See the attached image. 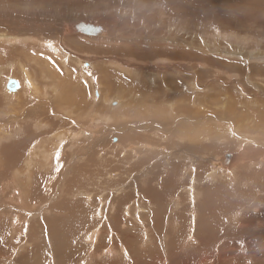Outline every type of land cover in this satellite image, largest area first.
Segmentation results:
<instances>
[{
	"label": "rangeland",
	"instance_id": "obj_1",
	"mask_svg": "<svg viewBox=\"0 0 264 264\" xmlns=\"http://www.w3.org/2000/svg\"><path fill=\"white\" fill-rule=\"evenodd\" d=\"M108 1H111V3ZM132 1H134V0H0V6H3V7H7L10 3H13L11 7H16L17 5H21L24 2V3H31L30 4L31 6L36 7L37 10H39L38 12L36 11V12H32L30 14L29 13L26 14L23 12L17 13L18 14L17 16L20 15L19 17L15 16L14 15L15 13L9 14V16H7L5 14L6 12L3 13L2 11H0V31L3 30L6 33V30L8 32V30H12V28L15 26H16V28H18V26L21 25L22 22H26L29 18H30V21H28L29 22L28 24H30V26H36V25H40V24H42V25L51 24V25H57L56 26L57 28H59L63 23H65L67 25L68 24L74 25V23L78 21L77 18L78 19L82 18V20L84 19L83 22L89 21V23H92V24H98L100 22L99 25L101 24L102 26L107 28L108 31L110 30L109 29L110 26L114 27L115 30L117 28L116 31L113 30L114 34H115L116 32L124 31V28L122 29V27H124L123 21L122 22L120 20L118 21L117 20L118 18H115V17H118L117 16L118 14L120 15V11L118 13H116L113 11L112 8H109V12H108L107 9L104 10V9H102V7L105 5H108L107 3H109L112 6H113V4H116V5L119 4V6L122 5L123 7H125V6L134 7V5L137 3V1L143 3V0H141V1L135 0L136 3L135 2L132 3ZM145 1L149 2V4L146 3V5H148V6L151 4H157V3H158V5H161L165 9V10H163V12H165L166 15H168L166 17L167 20L169 19L168 21L169 22L171 21L170 23H174V25L176 26V27H174V25H171V26H173L172 31H169L171 29H168V28H167L168 31H167V29L162 28V30L163 29L164 30L161 32V31H158L159 30L158 29L157 30L159 33L158 35H160L162 37L160 39L158 37H156L157 42L154 43V44H157V46L159 48L165 47V49H169V47H170L174 51V52H171V56H170V52H166L163 57L167 58V59H172V60L176 59V61L167 62L168 61L167 59H165L166 60L165 62H162L164 60L161 61V63L164 65V67L165 66L167 67L166 72H168V71L170 72V70H171V72L170 73L169 72L168 73H166V72L165 73H158L155 75V73H152V71H150V70H146L147 72L141 71L142 74H144V75L149 73V71H150V73H152V74H147V76H150L151 78H152V75H153V77H156V78L159 77V79L154 80L152 85L149 84V83H151L149 81L150 79L148 80L147 77H145L143 75L134 76L130 79V81H128V83L133 86V88L129 87L132 90L129 98L135 97L136 100H139L138 97H140V100H143V98H144L143 94L147 93L148 94L147 96H149L150 98L153 97L151 99H153L154 101L157 99L158 102L156 104V107L155 108L151 107L152 104L150 103L149 104L150 108L148 107L149 109L140 108L138 110L136 109V111H134L135 110L134 109L132 111V114H130L128 117H124L122 121L117 120V119L114 121L113 119H110L111 124H109V127L111 125H113V128H115L116 130L112 128L114 131L112 133L110 131V135L108 133V136H109V137H107L108 140L106 139V137H103L102 141L104 144H102V141L100 140V141L94 143L95 145L93 144V146H90L93 150L90 148L88 153L85 154L86 156L85 157L83 156V159L81 160V162H79L75 166L74 169H72V167H74V165L69 164V162H68V160H69L68 158L71 155V151H73V150H70V147L72 145L69 144L70 139L68 140V137L64 138L63 141L60 142V145L58 144V146L54 143V141L56 140L55 137H53V139H52V137H46V136L40 137V138L34 137L36 140L33 138L34 141H33V139L28 141V144H29V142H33V144H34V142L37 141L38 148L42 145L44 147L46 146L45 148L50 150V155H51L50 159L52 161V164L50 163L51 166H49V168L47 167V164L49 163L50 159L47 161V163H44V161L41 159V157L43 156L42 153L44 152L43 148L40 150V152L36 151V153H37V155L35 153L36 157L33 156V158H32L34 166L32 165L30 168H27L25 163H26V160L30 158L29 150H30L31 145H29V147L22 146L24 148L19 152L16 149V147H13V152L9 149V147L11 145H17L19 142H23L24 139H27V137H25L24 133L18 134L20 136H18V135L14 136L12 139H8V140L1 143V145H0V212L5 211L4 212L5 217L3 218L0 215L2 217V218L0 217V219H1L0 220V229H1L0 230V240H2V241H0V244L2 242L1 245L3 246L2 247L0 245V264H2V263L3 264H134L133 263L134 262V255L131 259L127 258L126 255L123 258V257L118 256L117 254L113 253V251H111L112 249L110 246L109 247L106 246V245H108V243H107L108 237L106 236L107 235L106 232L103 231L104 229H102L101 236L104 237L105 243L102 245L101 248H99V249L97 248V250H96V247L94 248L93 255L91 256L92 261L90 262V258H89L90 252L88 250L89 246H88V244H86V238H87L89 232L90 233L93 232V228L96 226L97 222L99 221V220H97L98 217H97L96 213L98 212L99 209L102 208V206L105 204V202H107L106 200H108L107 203H109V201H111L110 202L111 206L115 205V202L119 196H115L114 194L111 195V193L116 191V189L119 190V188L122 187V185H121L122 183H123V185H129V183L131 184L134 177H137V179L139 178V180H140V178H142L144 176L143 172H145V171L146 172L148 171L147 173L149 174L148 176H146V178H152L151 174H153V173H155L156 177H158L157 179H159V180H155V182L158 184H156L155 182L153 184V185H155L154 186L155 190H148L149 188L147 186L140 184V182H143L146 180V179L144 180V178H143V180H141L140 182H138V180H136V179L134 180V181H137V189H136V187H131V192L133 193L135 198L137 197L136 199L138 200V202L140 204L142 203L143 206L146 207L147 211H148V209H150L149 206L146 205L147 201H149L150 204L152 205V207H151L152 212L155 211V206H156V208H160L161 211H165L164 216H166V218L159 217L158 220H155V217L154 216L152 217L151 212H150V214H147V213L144 214V212L139 214L140 216L144 214L145 219H142L137 214L135 215V217H134L135 223L132 224V227L134 228V230L138 236V237H136V240H139V237L141 235L140 233L143 232V229H145L149 233V235L152 239V241L150 243V241L145 236L146 242L150 243L149 244L150 247L147 249H141L140 251L135 253L137 255V261L139 262V264H264V235H263L264 230L255 227L257 225H259V226L263 225L264 226V202H263L264 196H262V194H261V193H263V195H264V189H263L264 188V164L260 163V161L263 158V154H264V151H263L264 150V139L261 140V144L255 143V145H254V140L255 139L259 140L258 135L260 137L264 138V118H263L264 116H261L260 115L261 113L256 114L257 112H261V111L264 112V80L262 79L264 74L263 73L260 74L262 71H264L263 70L264 68L262 67V66H264V63H258V65L256 63L255 65H251L252 67L246 63L247 67L245 68V65H244L245 61H243V59L237 57L238 58L237 62H240V63L239 64L237 63V66H236V64H233L234 67L239 68L234 81L237 80L236 78H239V81H237V82L240 83L241 87H239L240 85L238 84V85H236L237 87H235V89H233L234 86H232L231 84L234 83V81H228V79H226L227 77H225L224 74H222V72L225 73L227 71H223V69H221V71L218 70L216 72L215 70L208 68V67H207V70H205V71H204V69H201V71H197V68L195 67L196 63H194V62H196V60H197L196 58H198L197 56L203 57V55L199 52H198V54H199L198 55L196 51L194 52V49L192 52L191 47L187 45L188 43H189V45L195 43V41L191 42L192 41L191 39L193 37L196 41H197L198 37L199 38L202 37L204 40L208 39L207 41H210L211 43L217 42L216 46H219L220 49L222 48L221 49L222 51H223V49L225 50V49L239 48L240 47V48H242V50L246 49L245 51H250L252 48V50L257 49L259 51L264 52V0H224V1L223 0H154V1L153 0H145ZM34 4H36V6ZM81 6H83V8ZM39 7H40V9H38ZM154 7H155V5H154ZM156 7L154 8L155 11L158 8V7L157 8ZM0 8H2V7H0ZM46 9H48V11L50 9H51L50 11H57L58 10L61 12V14H56L54 16H52V15L46 16L45 14H43V12ZM100 9H102V10H100ZM82 10H84V13ZM97 11H99V12H97ZM140 11H141L140 13H142V14L143 13L144 14L146 13V15L149 14L148 18L153 17L154 19L151 18L150 19L151 21L155 20V16H156L155 11H153L155 13H153V12L151 13L152 15H150L149 12L147 13L145 11V9H142V10L140 9ZM34 13H35V15H34ZM70 13H71V15H70ZM75 13L76 14L78 13V14L76 15ZM21 14H22V16H21ZM31 14H33L34 16L32 15L33 17H31ZM36 14H38V15H36ZM46 14H48V13H46ZM114 14H115V16H112ZM36 16H38V17H36ZM50 16L52 17V19ZM107 17H108V19L109 18L110 19L105 20V18H107ZM18 18H21V19H18ZM99 18H104V19H99ZM16 19H18V20H16ZM123 19L128 20V17L125 16ZM1 20H2V22H1ZM115 20H117L116 21L117 23H115ZM9 21L13 23L12 24L13 27L11 26ZM13 21H16V23H18V24H14ZM180 21H182V22H180ZM102 22H103V24H102ZM183 22H184V24H183ZM186 23H188V27H187ZM117 24H118V26H117ZM181 25H183V27ZM9 26H11L12 28ZM130 26H132V25H130ZM130 26L127 28L129 30L121 33L122 35L127 33V34H125L126 37L123 39L124 41L122 39H120L123 42H125L126 39L128 40L130 38L135 37L134 36L135 34L131 33L133 30H131L132 27H130ZM112 27H111V30H112ZM120 27H121V29H120ZM184 27L185 28L187 27L188 29H190V32L188 31L189 35H185L188 32L182 34L179 31V29H177V28L183 29ZM175 28L183 36H185L184 38L181 37L179 39V42H178L177 38H174L172 40V37H171L172 33H174V37H175V34H177V31ZM187 28H186V30H187ZM197 28H200V29H198L199 31L197 30ZM184 29H183V31L185 32L186 30H184ZM195 29L197 30V33H196ZM200 31H203V32H200ZM220 31H221V35H223V34H224V36L226 35L225 36L226 39H221V38L217 37L214 40L213 38H214V36H216L215 33L220 34ZM193 32H195V34H193ZM0 33H3V32L1 31ZM22 33L23 32H21L19 34L23 35ZM164 33L168 37L164 38V36H165ZM128 34L129 35L131 34L130 37ZM246 34L248 35L247 37H245ZM48 36L50 37L51 41L56 40V38L59 39L58 35L54 32ZM253 36H255L257 38H254ZM52 37H54L55 39ZM67 37L73 39V40L71 39L70 42L71 43L74 42L73 43L74 47H80L81 46L80 48H82V49H91V53L95 54V56L97 58H99V56L102 57L99 59L93 58L95 60L94 61L95 63L100 64L102 61L105 62L104 60L106 57H112V56H116L118 58L124 57V55H123L124 53H120V52H116L114 54H106L107 51L105 49H102V48L101 49L96 48V51H99V52L94 53L95 52L93 50L94 46H92V44L89 43V41H87L86 39L84 40L83 38H81L79 36L78 37L67 36ZM67 37H65V38H67ZM250 37H252V38H250ZM65 38L62 37L63 40H65ZM169 39H171V40H169ZM250 39H251L252 43H254L256 45L250 43ZM254 39H256V40L254 41ZM230 40L233 42H231ZM163 41H166V42L164 43ZM198 41H200V40L198 39ZM229 41L231 43H230V45H227V44H229ZM245 41H247V42H245ZM120 44H122V43H120ZM175 44H176V46H175ZM234 44L237 47H235ZM258 44H259V46H258ZM220 45H221V47H220ZM232 45H233V47H232ZM59 47L65 48V46L63 47L62 45ZM254 48H256V49H254ZM100 52H102V53H100ZM173 53L178 54L182 57L175 58L173 56L174 55ZM84 54H86V53H84ZM157 54H158V52H157ZM208 54H210V53H208ZM214 54H219V53L216 52ZM86 55L88 57H91L90 53H88V52ZM210 56H213V54L211 53ZM193 58H195V59H193ZM84 63H85L84 64L85 67H82V69H84V68L86 69V67L88 68L89 65L87 66L85 61H84ZM167 63H169V65ZM174 63H176V64H174ZM183 63H185V64H183ZM151 65H153V66H151ZM150 66L149 67L151 70L154 69L153 67H157V66H154V64H150ZM249 66H250V68H249ZM256 66H258V67H256ZM173 68H177L178 71L176 72V69H173ZM248 69H249V71L251 69V73H249V71H246ZM111 70L113 71V69H111ZM189 70H191V71H189ZM210 70H212V71L210 72ZM252 70H255V72L259 71L260 73L257 75H254V74H252ZM85 71L89 72V74L86 78L92 81V83H90V90L92 91V89H98V86H101V88H102V81L100 79V76L94 75V73H95V72H93L94 69H91V70L89 69V70H85ZM212 72L215 75L212 74ZM171 73H173L174 76ZM200 73H204V74H200ZM244 73H246L247 77H246V75H244ZM167 74H169V75H167ZM78 75H79V73H78ZM108 75H109V78L112 79L113 81L118 80L119 74L115 73V71H114V74L110 72ZM120 75L126 77L124 74H120ZM217 75H219V77ZM167 76L169 77L168 79L173 81V83L175 85L174 90H171V87L166 86L165 83H163L161 81H160L159 85H157V87H156V83L158 82V80H162V79L166 78ZM249 76H250V78H251L250 80H252V82L248 81V83H250L251 85H249L247 83ZM137 77H140V78H137ZM192 77H193L194 81L196 82L195 83L196 85H198V86H204L205 85V86L203 88H201L200 90L196 89V88H194V89L188 88V84H186L185 81L187 82V80H192ZM209 78L212 80H209ZM223 80L226 81V83H225L226 86H225ZM199 81L201 82V84ZM212 81L213 82L215 81V82L213 83ZM220 84H222V85H220ZM245 85H248L249 87L247 86L245 88ZM243 86H244V88H243ZM158 87H160V90L157 89ZM250 87L254 91L256 90L254 92L255 94L253 93V90ZM218 88L220 90V93H219ZM236 88L237 89L240 88L239 89L240 91L237 92L238 90ZM260 88H261V90H260ZM234 90L235 91L237 90V91L235 92ZM243 90H245V92ZM148 91H149V93H148ZM240 92H242V93H240ZM205 93H206V95H205ZM244 93H245V96H244ZM219 94L221 96H219ZM215 95H216V98L211 97V96H215ZM205 96H207V97H205ZM251 97H253L254 99ZM159 100H161V103H159L160 102ZM2 103H3V101H2ZM160 106H161V109H160ZM228 107L232 108V110L230 111V109ZM67 108H70V107H67ZM174 111L176 113H178L179 115L181 112L182 118L179 115H176V113H174ZM214 111L215 112L218 111L217 113L219 116ZM248 111H249V113H248ZM158 112H159V114H158ZM1 113H3V112H1ZM166 113H168L169 115ZM221 113H223V114H221ZM57 114L60 115V112H58ZM164 114L166 116H163ZM233 114H234V116H233ZM159 115H161L162 118ZM167 115L169 117H167ZM210 116H215V118H217V117L223 118V120L222 121L216 120V122L212 123V121L209 119ZM236 116H237V118H236ZM247 116H249V117H247ZM117 117H120V115L115 116V118H117ZM159 117L161 119H164V117H165V119H164L165 121L164 122L161 121V119ZM166 117H167V119H166ZM257 117H258V119H255ZM172 118H174V119H172ZM175 118H176V120H178L177 122H176ZM246 118H247V120H246ZM50 119L52 120V118H50ZM147 119H149V120H147ZM250 119H251V121H249ZM56 120L57 121H54V120L53 121L56 123L55 125H57V128H59L60 126L61 127L63 126L62 128L64 130H66L68 128L66 132H72L74 127H75L74 130L77 131L78 126L81 127L84 124L88 123L87 122L88 120H75V126H74V121H73V124L71 125L69 123V121H68L69 119L67 117L63 119L66 121L65 123L67 125L65 123H63V120H60V119L59 120L56 119ZM166 120L167 121L168 120L169 121L175 120L174 121L175 123H171V121H170L171 124H169V122H166ZM244 120H246V121H244ZM242 121H244V122H242ZM247 121H248V123H247ZM4 122H8V124L7 123L4 124L6 126L5 127L6 132L14 131L13 130V128L15 127L14 123L11 125V123H9L10 120L9 121L6 120ZM116 122H118V123L114 124ZM165 122L168 123V125ZM252 122H253V124H252ZM2 123L3 122H0V125H2ZM94 123H95V125H100L101 127L104 126V124L102 122L100 123L99 121L94 122ZM227 123H230L233 126H238L240 129H243L245 127L242 130L243 134L237 135V134L233 133L230 129L231 127H229L227 129L226 125H224ZM139 124H141V125H139ZM164 124H166V125H164ZM221 124L224 126L225 129L223 127H221L222 126ZM244 124H245V126H243ZM261 124H262V126H260ZM131 125H132V128H130ZM249 125H250V127H249ZM61 127H60V129H57L59 131L58 133H60L63 130ZM120 127H122V128H120ZM153 127H155L157 131L154 130L155 128L153 129ZM218 127L220 129H218ZM246 127H248V128L246 129ZM71 128H72V130H71ZM123 128H126L127 132ZM212 128H214V129L217 128L219 130V132L222 134L221 135L222 137L221 136H218V137H221L222 139L215 138V136L211 134V135H209V137H211L210 143H211V145L213 144V146H219L220 145L218 148L221 147V151L219 153H217L216 155L215 154H209V156H207V157H209L208 159L201 158L200 160H198V163H195V164H189V161H187L188 164L184 163L186 158H187L186 155L185 154L184 155L179 154L177 151L179 148L189 150L188 147H191L193 145L189 144V146L187 147L188 144L184 140H181V141L179 140V142L176 141V140H178L177 136L179 134H182L181 132L185 133L187 131V132L192 133L191 131H193V133H194L195 131L200 132V131H203L205 129L212 130ZM121 129H123V130H121ZM214 129L212 131H214ZM222 129H223V131L225 130L224 131L225 134H224V132L223 133L221 132ZM255 129L260 130L259 132L261 134L259 132H256L258 138L256 137ZM119 130L122 132H120ZM177 130H179L178 131L179 133L177 132V135H176ZM250 132H252V133H250ZM124 133L126 135H132L134 137L125 138V137H123ZM125 134H124V136H125ZM249 134H251V135L249 136ZM113 135L115 137L117 136L116 138L119 140L117 142L118 144L114 143L115 138ZM141 136L142 137H151L150 138L151 142L156 143V144H150V145L142 144V145H140L138 141L142 140V138L140 140H137V139L135 140L134 138H138V137L140 138ZM253 136L255 139H253ZM180 137H185V136H180ZM248 137H252V138H248ZM234 138H235V141H234ZM231 139H233L232 140L233 142L231 141ZM79 140H81V141H79ZM227 140H228V142H225ZM252 140H253V142H252ZM76 141H79L78 143H82V144L84 143V140L82 138H79ZM236 141L239 145H237ZM56 142H57V140H56ZM179 144L184 145L185 147H179L180 146ZM227 144H230V145L227 146ZM233 144H235L236 147H238V146H240V147L235 148V145H233ZM51 145L53 146V149L51 148ZM138 145H140V146H138ZM151 145L152 146L154 145L153 148L151 147ZM155 145H156V147H155ZM200 145H203V144L201 143ZM221 145L225 146V147L223 146L224 149L222 148ZM206 146H210V144H208ZM230 146H231V148H230ZM55 148H57L59 151L57 152L55 150ZM113 148H115V149L113 150ZM145 148H147V149L145 150ZM164 148L166 150H164ZM250 148H252V150ZM122 149L125 150V152H123ZM230 149H231V151H230ZM147 150L150 154V157H149L148 153L144 152ZM254 150H257V151H254ZM258 150H260V151H258ZM94 151H96V153H94ZM98 151L101 153H99ZM126 151H128V152H126ZM142 151L144 154L141 153ZM169 152H170V154H169ZM186 152L190 153L188 151H186ZM246 153L247 154L249 153L247 157L245 156ZM78 154H79V152H78ZM78 154L77 155L75 154V155L78 156ZM100 154H101V156H100ZM129 154H130V156H129ZM141 154H143L144 157H148L147 158L148 161L146 163H144L143 166H141V168L139 166L132 168L131 167L132 164L136 163V158L138 159ZM147 154H148V156H147ZM151 154L153 156H151ZM226 154L231 155L230 167H234V168L236 167V169L238 167V169L235 170L236 176H235V174H233V179L235 178L233 181L236 180L235 182H232V180L224 177V175H222V172H219V171L217 172L215 177H212L214 174H212V176L209 177V174L211 173L210 171L212 169V164L217 165V163H218L217 158L220 159L221 157L225 156ZM238 154H241V156ZM243 154H244V157H243ZM88 155L94 156V158H95L94 164L85 167V169H82V168H84L83 165L86 164L85 162H86L87 157H89ZM182 155H183V158H182ZM235 155H236V157H238L237 159L235 158ZM79 156H80V154H79ZM216 156H217V158H216ZM239 156H240V160H239ZM257 156H258V158H257ZM251 157H252V159H251ZM179 158L183 159V161L180 160ZM108 160L111 162H109ZM165 160H168V161L172 162L171 164H176V165H177V163H175V162H178V165H182L184 167V169H182L183 167L181 166L182 170L179 169V172L176 173L174 167L172 168V165H171V168L169 165L165 167V164H163V162ZM174 160H176V161H174ZM180 161H182V162H180ZM246 162L248 165L245 164ZM150 163H152L151 166H150ZM181 163H183V164H181ZM235 163H237V164H235ZM238 163H240V164H238ZM44 165H45V167H44ZM199 165H200V167H199ZM244 165H246V167ZM129 166L132 168L133 171L138 170V172H140V173L135 174L133 176L131 175L132 177L131 176L127 177V174L125 173V171H128L127 169L130 168ZM145 167L148 169L146 170ZM241 167H242V170H241ZM255 167H257L258 169ZM111 168H112V170H111ZM166 168L167 169L169 168V170H167ZM186 168H187V170H186ZM246 168L247 169L249 168L248 169L249 172L252 171L253 177L251 176V179H250V176H248L249 179L244 178L241 180L242 176H244V175L247 176L246 175L247 173L251 175V173H249ZM80 169H82V170H80ZM142 169H144V170L142 171ZM243 169L245 171H243ZM184 170L187 172L188 175L186 174V172ZM188 170H189V173H188ZM207 171H208V173L206 175H204V173H206ZM46 172H47V174H46ZM38 173L39 174L42 173L41 175H43L44 177L46 176L44 178L45 181L44 180L40 181V179H38L39 178ZM173 173H175V174H173ZM190 173H191V175L193 174L194 178L190 175ZM105 174H107V176ZM158 174H160L159 175L160 177L158 176ZM165 174H166V176H165ZM168 174H169V176L167 177ZM254 174L256 175L257 178L254 176ZM111 175H113V176L115 175V177L110 178L109 176H111ZM240 175H242V176H240ZM66 176H67V178H65L66 179L65 180L64 177H66ZM199 176H203V177L199 178ZM119 177H121V178H119ZM164 177H166V178H164ZM174 177H175V179H173ZM176 177H177V179H176ZM178 177L180 179L186 178L185 179L186 182H184L183 180H182L183 182L182 181L180 182ZM128 178H129V180H128ZM236 178H238V179H236ZM247 179H248V181H247ZM62 180H65V181H64V183H62L61 187L58 188V186H57L54 190L56 181L61 183ZM115 180H116L117 184H116ZM187 180L189 183L187 182ZM192 180L196 181V182L194 183ZM199 180H200V182H198ZM238 180H240V181H238ZM259 180H261V181H259ZM174 182L176 183V185ZM251 182H252V184H251ZM260 182L261 183L263 182V183L261 184ZM106 183H109V184H106ZM132 184H134V183H132ZM256 184H257V186H256ZM178 185H179V187H178ZM186 185L190 186L189 189H191L193 187L192 189H194V191L198 190V192H196V193H199V194H195V193L190 192V195H189V193H187L186 191H183L181 193V196L183 199H180L179 209L177 208L176 211H175V209H171L174 207L172 205L173 203H171L172 198L175 195H177L178 190L182 186H186ZM95 186L97 187V189ZM90 187H91V189H90ZM256 187H258V188H256ZM34 189H35V192H34ZM52 189L54 190V192ZM87 189H88V193H90L91 191L93 192V193L91 192L92 193V195L90 196L91 200H89V201L88 200L86 201L85 198L83 197V194L87 192ZM142 190H144L145 192ZM121 191H122V189L120 191H117V192H121ZM151 191H152V193H151ZM82 192H84V193L81 195ZM138 192L141 193V194H139L140 197H138ZM149 192L151 194H149ZM32 193L35 195H33ZM54 193L57 195H55ZM147 193H148V196H146ZM17 194H18V196H17ZM74 194H76V195H74ZM191 194L193 195L192 198H191V196H192ZM208 194L211 195L212 204L209 205V207L206 209L205 198L207 197ZM183 195H184V197H183ZM259 195H261L262 197ZM72 196H74V197H72ZM256 196H259V197L256 198ZM19 197H22L23 200H18ZM106 197L108 199H106ZM143 197H144V199H146V203L143 200ZM92 198H93V200H92ZM253 198H254V200H256L255 201L256 204H255ZM246 200L249 202H247ZM258 200H260V201H258ZM53 201H55V202H53ZM261 201L263 202V204L259 203ZM77 203L79 206H77ZM100 203H101V205H100ZM154 203H156V204H154ZM181 203H183V204L181 205ZM240 203H242V204H240ZM245 203L246 204L248 203V204L243 205ZM41 204H43V208L39 209L38 205H41ZM161 204L165 208H163V206ZM169 204H171V205H169ZM230 204H237L238 208L240 207L239 208L240 211L238 209H236L237 212L235 210L232 215H229L228 217L224 218L223 223L220 224L218 217L223 214L225 207L227 205H230ZM249 204H250L251 210H250V208L249 209L247 208V206ZM131 205L132 204H130V206ZM183 205H186V206L181 207ZM241 206H243V207H241ZM27 209H28V211H27ZM131 209L133 210L134 208L132 207ZM243 209L244 210L246 209V210L244 211ZM37 211H39V212H37ZM56 212H58V213H56ZM168 212H170V213L167 215ZM79 213L82 214L83 217ZM235 213H236V215H235ZM239 213H241V214L239 215ZM256 213H258V214H256ZM175 215L183 217L176 222V224H177V225H175L176 228H174V226H171V218H170V216H175ZM258 215L260 216V218ZM52 216H54V217H52ZM75 216H76V218H73ZM85 216H86V219H85ZM112 216H113V213L109 211L108 212V224L111 226L113 225V222L111 221ZM250 216H251V219L249 220ZM56 217L58 219L60 218L59 219L60 221ZM252 217H253V219H252ZM10 218H13L12 219L13 221H11ZM127 218L131 219L130 217H127ZM160 219H162V220H160ZM199 219H200V222H204L207 225H208V223H210V226H215L216 230L215 231H205V229H202L200 231V229H198V227L195 226V224L198 225ZM9 221H11L13 226H10ZM53 221L55 223H52ZM16 224H18V226ZM104 227L107 228V226H104ZM112 228L114 229L113 226H112ZM244 228L247 230H245ZM2 229H3V231H2ZM11 229L13 230V232L16 229L15 235L13 234V232H11ZM259 230H261V231H259ZM1 231H2V233H1ZM236 232H238V233L235 234ZM240 232H241V234H244L246 232V234L241 235ZM260 232H263V233H260ZM115 233H117V232H115ZM213 233H216L217 235L218 234L221 235L220 236L221 238L217 239L218 238L217 237L216 239L218 241L214 242V243H213V239H212ZM69 235H70V237H69ZM119 238L120 239H117V237L113 238L115 248H117L119 243H122L124 245H127V244L131 245L130 243H127L128 240L125 241V238L122 235L119 236ZM231 239H233V240H231ZM147 243L143 244L142 246H147ZM228 243H230V245H228ZM105 246L107 247L106 249L104 248ZM103 248L105 250H102ZM107 249L110 250V252L106 251ZM236 251H237V253H236ZM107 252L109 254H107ZM199 258H201V259H199ZM7 259H8V262H7ZM87 259H88V261H87Z\"/></svg>",
	"mask_w": 264,
	"mask_h": 264
},
{
	"label": "bare ground",
	"instance_id": "obj_2",
	"mask_svg": "<svg viewBox=\"0 0 264 264\" xmlns=\"http://www.w3.org/2000/svg\"><path fill=\"white\" fill-rule=\"evenodd\" d=\"M141 1V0H140ZM154 1V0H153ZM224 1V0H223ZM111 3V1H108ZM136 1H132V3ZM231 2V1H230ZM149 4V2L143 0V3L142 2H139L137 1V3L134 5V7H123L122 5L119 6V4H113L110 5L109 3H107L108 5H105L102 7V9H107V11L109 12V8H112L114 12L118 13L120 11V15L118 14L117 16L118 17H115V18H118L117 20L119 21H123V26L122 29L124 28V31H127L129 29H127L130 25L131 30H133L131 33L135 34L134 38H130V39H126L125 42H123L124 38L126 37L125 34L127 33H123L124 35H122L121 33L124 32H116L114 34V27L110 26V30L108 31L107 28H105L104 26H102L101 24L99 25L98 24H92V23H89L88 22H83L84 19L82 20V18L78 19L77 18V22L74 23V25H70V24H65L63 23L59 28H57L56 26L57 25H51V24H40V25H36V26H30V24H28L30 21V18L26 21V22H22L21 25L18 26V28L13 27L12 26V22H10L12 30H6V33L5 31L1 30L3 33H0V122H3L2 125H0V145L2 142L8 140V139H12L14 136H17L18 134H25V137H27V139H24L23 142H19L17 145H11L9 147V149L13 152V147H16V149L19 151H21L24 147H29L30 146V158L26 160V167L27 168H30L32 165L34 166L33 164V156H35V153L36 151L40 152V150L43 148V153H42V157L41 159L44 161V163H47V161L51 158V155H50V150H48L47 148H45L44 146H40L38 148V144H37V141L34 142H29L28 144V141H30L31 139H33L34 137L37 138V137H55L56 140L54 141V143L58 146V144L60 145V142L63 141L64 138L68 137V140H69V144H71L72 146L70 147V150H73L71 151V155L70 157L68 158V162L69 164H72L74 165V167H72V169L75 168V166L81 162V160L83 159V156L85 157L89 151V149L91 148L90 146H93L94 143L98 142V141H102L103 137H106V139L108 140L107 137L108 136V133L110 135V131L111 133L114 131L113 129V125H111L109 127V124L110 123V119H113L114 121L117 119V120H120L122 121L124 117H128L130 114H132V111H136V109H149V104L151 103V107L155 108L156 107V104H157V99L154 101L153 97H149L147 96L148 94L147 93H144V98L143 100H140V97L139 100H136L135 97H131L129 98L132 90L130 89L131 87L133 88V86L131 84L128 83V81H130V79L134 76H138V75H143L145 77H147V79L151 82L149 83L150 85H152V83L154 82L155 79H159V77H153L152 75V78L150 76H147V74H152V73H155L158 74V73H165L167 70H166V66L164 67V65L161 63L162 62H165L167 58H164V54L166 52H170V56H171V52H174L170 47L169 49H165V47H162V48H159L157 46V44H154L155 42H157V38L158 37L159 39L162 37L160 35H158V31H163L162 28H165V29H171L169 31H172V27L171 25H174V23H170L168 20H167V16L165 12H163V10H165L161 5H158L157 4H151V5H146ZM13 3H10L7 7H3V6H0L2 8H0V11H2L3 13H5L7 16H9V14H14L15 16H17L18 14L17 13H32V12H38L39 10H37L36 7H33L31 6L30 4L31 3H22L21 5H17L16 7H11ZM20 4V3H19ZM33 4V3H32ZM106 4V3H105ZM232 4V3H231ZM36 6V4H34ZM54 5V4H53ZM154 5L155 7L157 8L156 11L154 10ZM220 5V4H219ZM58 6V5H57ZM102 6V5H101ZM83 8V6H81ZM184 7V6H183ZM208 7V6H207ZM45 8V7H44ZM47 8V7H46ZM78 8V7H77ZM40 9V7L38 8ZM100 9V10H102ZM140 9H145V11L148 13H150V15H152L151 13L153 11L156 12V16H155V20L151 21L150 19L153 18H148L149 14L146 15V13L142 14L140 13ZM206 9V8H205ZM51 10V9H50ZM48 11V9H46L43 14H45L46 16H49V15H56V14H61L60 11ZM78 10V9H77ZM170 10V9H169ZM75 11V10H74ZM83 13H84V10H82ZM111 11V10H110ZM99 12V11H97ZM103 12V11H102ZM135 12V13H134ZM153 12V13H155ZM42 13V12H41ZM48 13V14H46ZM79 13V12H78ZM77 13V14H78ZM95 13V12H94ZM104 13V12H103ZM28 14V15H29ZM67 14V13H66ZM76 14V13H75ZM76 14V15H77ZM102 14V13H101ZM170 14V13H169ZM236 14V13H235ZM27 15V16H28ZM33 14H31V17H33L35 15L32 16ZM38 15V14H36ZM44 15V16H45ZM71 15V13H70ZM81 15V14H80ZM88 15V14H87ZM97 15V14H96ZM155 15V14H154ZM153 15V16H154ZM243 15V14H242ZM20 16V15H19ZM17 16V17H19ZM22 16V14H21ZM40 16V15H39ZM42 16V15H41ZM74 16V15H73ZM79 16V15H78ZM105 16V15H104ZM112 16H115L112 15ZM125 16L128 17V20L126 19H123ZM248 16V15H247ZM38 17V16H36ZM51 17V16H50ZM72 17V16H71ZM76 17V16H75ZM81 17V16H80ZM6 18V17H5ZM11 18V17H10ZM13 18V17H12ZM28 18V17H27ZM93 18V17H92ZM96 18V17H95ZM98 18V17H97ZM114 18V17H113ZM18 19H21V18H18ZM16 19V20H18ZM52 19V17H51ZM68 19V18H67ZM99 19H104V18H99ZM110 19V18H109ZM108 17L105 18V20H109ZM112 19V18H111ZM154 19V18H153ZM5 20V19H4ZM46 20V19H45ZM72 20V19H71ZM89 20V19H88ZM92 20V19H91ZM96 20V19H95ZM104 20V21H105ZM115 20V23H117ZM22 21V20H21ZM53 21V20H52ZM69 21V20H68ZM73 21V20H72ZM2 22V20H1ZM6 22V21H5ZM8 22V21H7ZM14 24H18L16 23V21H13ZM46 22V21H45ZM74 22V21H73ZM107 22V21H106ZM182 22V21H180ZM114 23V24H115ZM133 23V24H132ZM177 23V22H176ZM103 24V22H102ZM119 24V23H118ZM117 24V26H118ZM122 24V23H121ZM178 24V23H177ZM184 24V22H183ZM187 24V27H188V23ZM6 25V24H5ZM109 26V25H108ZM115 26V25H114ZM120 26V25H119ZM178 26V25H177ZM183 27V25H181ZM200 26V25H199ZM198 26V27H199ZM111 27H112V30H111ZM116 27V26H115ZM174 27H176L174 25ZM186 27V28H187ZM190 27V26H189ZM201 27V26H200ZM185 28V27H184ZM183 28V29H184ZM186 28L184 30H186ZM121 29V27H120ZM126 29V30H125ZM159 29V30H158ZM161 29V30H160ZM167 29V31H168ZM176 29V28H175ZM179 29V31L184 34L186 32H190V29L187 28V30L184 32L183 29L181 28H177ZM176 29V31H177ZM200 29V28H197V30ZM117 30V28H116ZM115 30V31H116ZM158 30V31H157ZM196 30V29H195ZM197 30H196V33H197ZM0 31V32H1ZM16 31V32H15ZM119 31V30H118ZM179 31H177V34H175V37H174V33L171 34V37H172V40L174 38H177L178 42H179V39L182 37L184 38L185 36H183ZM199 31V30H198ZM23 32L22 34L23 35H20L19 33ZM56 33L58 35V38H56V40L54 41H51L50 40V37L48 35L52 34V33ZM189 32L185 35H189ZM200 32H203V31H200ZM250 32V31H249ZM129 33V32H128ZM214 33V32H213ZM223 33V32H222ZM132 34V35H133ZM180 34V35H179ZM193 34H195V32H193ZM199 34V33H198ZM197 34V35H198ZM226 34V33H225ZM228 34V33H227ZM129 35V34H128ZM127 35V36H128ZM131 35V34H130ZM129 35V37H130ZM165 35V33H164ZM216 36H214V40L215 38H221V39H226V35L224 36L221 35V31H220V34H216ZM236 35V34H235ZM67 36H70V37H81L83 38L84 40L86 39L87 41H89V43L92 44V46H94L93 50L95 51L94 53H97L99 51H96V48H102V49H105L107 51L106 54H114L116 52H120V53H124V57L122 58H118L116 56H112V57H104L105 58V62H101L100 64L98 63H95L94 59H99V58H102L99 56V58H97L95 56V54L91 53V49H82L80 47H74L73 43L70 42V40L72 38H69ZM245 36V35H244ZM248 35L246 34L245 37H247ZM250 36V35H249ZM62 37H67L65 38V40L62 39ZM128 37V38H129ZM165 37H168V36H164ZM190 37V36H189ZM193 37V36H192ZM206 37V36H205ZM254 38H257L255 36H253ZM54 38V37H52ZM188 38V37H187ZM196 38V37H195ZM207 38V37H206ZM228 38V37H227ZM252 38V37H250ZM55 39V38H54ZM122 39V40H120ZM194 37L191 39L193 41H195V43L193 44H190L189 43L187 44L188 46L191 47L192 49V52H193V49H194V52L196 51L197 54L198 52L201 53L203 55V57H199L197 56L198 58H196V68H197V71H201V69H204L207 70V67L208 68H211L213 70H215L216 72L218 70L221 71V69H223V71H227L225 73L222 72V74H224L225 77H227L226 79H228V81H234L235 77H236V74H237V71H238V67H234L233 64H236L237 66V63L239 64L240 62H237V57L243 59V61H245V68L247 67L246 66V63L248 65H255L257 63H264V52L263 51H259L257 50H251L250 51H245V50H242V48H230V49H223V51L219 48V46H216V43H211L210 41H207V40H204L202 37H198V39L200 41H197L194 39ZM229 39V38H228ZM227 39V40H228ZM231 39V38H230ZM259 39V38H258ZM62 40V41H61ZM73 40V39H72ZM79 40V39H78ZM131 40V41H130ZM167 40V39H166ZM171 40V39H169ZM188 40V39H187ZM249 40V39H248ZM247 40V41H248ZM256 39H254L255 41ZM231 41V40H230ZM229 41V44L227 45H230L231 41ZM241 41V40H240ZM245 41V42H247ZM63 42V43H62ZM160 42V41H159ZM164 43L166 41H163ZM172 42V41H171ZM214 42V41H213ZM227 42V41H226ZM122 43V44H120ZM124 43V44H123ZM169 43V42H168ZM241 43V42H240ZM250 43H252L251 39H250ZM88 44V43H87ZM94 44V45H93ZM147 44V45H146ZM214 44V45H213ZM222 44V43H221ZM254 44V43H252ZM65 46V48H60L59 46ZM84 45V44H83ZM86 45V44H85ZM169 45V44H168ZM174 45V44H173ZM218 45V44H217ZM256 45V44H254ZM89 46V45H88ZM97 46V47H96ZM176 46V44H175ZM182 46V45H181ZM235 47H237L235 44H234ZM252 46V45H251ZM250 46V47H251ZM259 46V44H258ZM178 47V46H177ZM221 47V45H220ZM228 47V46H227ZM233 47V45H232ZM189 48V47H188ZM178 49V48H177ZM101 51V50H100ZM90 53L91 57H88L86 54ZM158 52V54H157ZM191 52V53H192ZM207 54H206V53ZM218 52L219 54H214ZM86 53V54H84ZM102 53V52H100ZM208 53H212L213 56H210V54ZM174 54V53H173ZM200 54V55H201ZM199 55V54H198ZM95 56V57H94ZM105 56V55H104ZM175 58L177 57H182L178 54H174L173 55ZM196 56V55H195ZM194 56V57H195ZM187 59V58H186ZM195 59V58H193ZM169 61H176L175 60H172V59H167ZM84 61L86 62V65L88 66V68L86 67V69H82V67H85L84 66ZM178 62V61H177ZM171 63V62H170ZM150 64H154V66H157V67H153L151 70L150 67L153 66ZM169 65V63H167ZM172 64V63H171ZM176 64V63H174ZM185 64V63H183ZM242 64V63H241ZM166 65V64H165ZM167 65V66H168ZM187 65V64H186ZM185 65V66H186ZM150 66V67H149ZM172 66V65H171ZM184 66V65H183ZM249 66V68H250ZM240 67V66H239ZM243 67V66H242ZM252 67V66H251ZM255 67V66H254ZM258 67V66H256ZM264 68V66H262ZM180 68V67H179ZM178 68V69H179ZM185 68V67H184ZM91 70V69H94L93 72L94 75L96 76H100V79L102 81V88L101 86H98V89H92V91L90 90V83H92L91 80L87 79L86 77L88 76L89 72L85 71V70ZM101 69V70H100ZM113 69V71L111 70ZM173 69H176V72L178 71L177 68H173ZM255 69V68H254ZM257 69V68H256ZM146 70H150L152 71V73H147V74H142L141 71H146ZM209 70V69H208ZM264 70V69H263ZM114 71L115 73L119 74L118 75V80L117 81H113L112 79L109 78V73H113L114 74ZM186 71V70H185ZM191 71V70H189ZM188 71V72H189ZM212 70H210L211 72ZM214 71V72H215ZM219 71V72H220ZM245 71V70H244ZM246 71H249L246 70ZM258 71V70H257ZM147 72V71H146ZM169 72V71H168ZM166 72V73H168ZM171 72V70H170ZM169 72V73H170ZM173 72V71H172ZM242 72V71H241ZM79 73V75H78ZM140 73V74H139ZM181 73V72H180ZM208 73V72H207ZM221 73V72H220ZM243 73V72H242ZM249 73H251V69L249 71ZM260 72H255V70H252V74L254 75H257L259 74ZM264 74V71H262L260 74ZM120 74H124L126 77L120 75ZM173 74V73H171ZM200 74H204V73H200ZM212 74H214L212 72ZM240 74V73H239ZM78 75V76H77ZM165 75V74H164ZM169 75V74H167ZM188 75V74H187ZM195 75V74H194ZM215 75V74H214ZM244 75H246V73H244ZM158 76V75H157ZM161 76V75H160ZM174 76V74H173ZM219 77V75H217ZM240 76V75H239ZM162 77V76H161ZM160 77V78H161ZM194 77V76H193ZM192 77V80H187V82L185 81L186 84H188V88H191V89H201L203 88L204 86H198L196 85L194 79ZM210 77V76H209ZM215 77V76H214ZM247 77V75H246ZM137 78H140V77H137ZM169 77L167 76L166 78L162 79V80H158V82L156 83V87L157 85H159L160 81L165 83L166 86L168 87H171V90H174V83L173 81H171L170 79H168ZM212 78V77H211ZM221 78V77H220ZM219 78V79H220ZM18 79V80H17ZM207 79V78H206ZM215 79V78H214ZM237 80L234 81V83H232L231 85L234 86L233 89H235V87H237L236 85H240V83H238L237 81H239V78H236ZM250 76L247 80V83L248 81L249 82H252V80H250ZM264 80V76L262 78ZM209 80H212L209 78ZM217 81V80H216ZM224 81V80H223ZM245 81V80H244ZM260 81V80H259ZM142 82V81H141ZM200 82V81H199ZM213 82V81H212ZM215 82V81H214ZM213 82V83H214ZM10 83H13L15 84V89H8L7 86L8 84ZM116 83V84H115ZM198 83V82H197ZM203 83V82H202ZM226 83V81H224V84ZM229 83V82H228ZM201 84V82H200ZM230 84V83H229ZM249 85H251L250 83H248ZM215 85V84H214ZM222 85V84H220ZM228 85V84H227ZM164 86V85H163ZM211 86V85H210ZM216 86V85H215ZM226 86V84H225ZM248 85H245V88L247 87ZM263 86V85H262ZM261 86V87H262ZM130 87V88H129ZM207 87V86H206ZM212 87V86H211ZM241 87V85L239 86ZM249 87V86H248ZM138 88V87H137ZM216 88V87H215ZM214 88V89H215ZM244 88V86H243ZM251 88V87H250ZM157 89L160 90V87H158ZM237 89V88H236ZM240 89V88H239ZM237 89L236 91L239 92L240 90ZM252 89V88H251ZM205 90V89H204ZM216 90V89H215ZM219 90V88H218ZM217 90V91H218ZM242 90V89H241ZM253 90V89H252ZM261 90V88H260ZM176 91V90H175ZM228 91V90H227ZM226 91V92H227ZM235 91V90H234ZM235 91V92H236ZM245 92V90H243ZM251 91V90H250ZM256 91V90H255ZM253 90V93L255 92ZM258 91V90H257ZM147 92V91H146ZM192 92V91H191ZM260 92V91H259ZM149 93V91H148ZM207 93V92H206ZM205 93V95H206ZM217 93V92H216ZM219 93H220V90H219ZM234 93V92H233ZM242 93V92H240ZM248 93V92H247ZM252 93V94H253ZM261 93V92H260ZM211 94V93H210ZM209 94V95H210ZM215 94V93H214ZM255 94V93H254ZM204 95V94H203ZM212 95V94H211ZM218 95V94H217ZM219 96H221L219 94ZM244 96H245V93H244ZM253 96V95H252ZM157 97V96H156ZM207 97V96H205ZM213 98H216V95L215 96H211ZM255 97V96H254ZM259 97V96H258ZM161 98V97H160ZM212 98V99H213ZM220 98V97H219ZM253 98V97H251ZM257 98V97H256ZM254 99V98H253ZM258 99V98H257ZM3 101V103H2ZM161 103V100H159ZM228 101V100H227ZM261 102V101H260ZM64 104V105H63ZM176 104V103H175ZM226 104V103H225ZM255 104V103H254ZM258 104V103H257ZM114 106V107H113ZM235 106V105H234ZM67 107H70V108H67ZM149 107V108H148ZM233 107V106H232ZM172 108V107H171ZM230 109V111L232 110V108L228 107ZM260 108V107H259ZM160 109H161V106H160ZM226 109V108H225ZM219 110V109H218ZM227 110V109H226ZM244 110V109H243ZM151 111V110H150ZM153 111V110H152ZM234 111V110H233ZM245 111V110H244ZM247 111V110H246ZM255 111V110H254ZM3 112V113H1ZM58 112H60V115L57 114ZM163 112V111H162ZM165 112V111H164ZM215 112V111H214ZM218 111H216L215 113H217ZM263 111L261 112H255L256 114L258 113H261L260 115L261 116H264V112L262 113ZM170 113V112H169ZM174 113H176L174 111ZM173 113V114H174ZM249 113V111H248ZM159 114V112H158ZM168 114V113H166ZM181 112H180V115L178 113H176V115H179L181 118ZM198 114V113H197ZM223 114V113H221ZM231 114V113H230ZM247 114V113H246ZM116 115H120V117H117L115 118ZM169 115V114H168ZM167 115V117H169ZM175 115V114H174ZM194 115V114H193ZM208 115V114H207ZM211 115V114H210ZM216 115V114H215ZM218 115V113H217ZM236 115V114H235ZM248 115V114H247ZM161 116V115H159ZM163 116H166L165 114ZM178 116V117H179ZM219 116V115H218ZM234 116V114H233ZM240 116V115H239ZM68 118L69 120V123L72 125L73 124V121H74V126H75V120H88L86 124H84L83 126H78V130L75 131V127L74 129L72 130V132H66V130H64L61 126V128L63 129L60 133H58L59 131L57 129H60L57 128V125H55L56 123L54 121H57L56 119H60V120H63L64 118ZM166 117V119H167ZM176 117V116H175ZM184 117V116H183ZM249 117V116H247ZM252 117V116H251ZM52 118V120L50 119ZM160 118V117H159ZM162 118V116H161ZM160 118V119H161ZM233 118V117H232ZM235 118V117H234ZM237 118V116H236ZM235 118V119H236ZM264 118V117H263ZM165 119V117H164ZM164 119H161V121H165ZM174 119V118H172ZM212 123L213 122H216V120L218 121H222L223 118H215V116H210L209 118ZM227 119V118H226ZM255 119H258L255 118ZM6 120H10L9 123H11V125L14 123L15 124V127L13 128L11 125V127L13 128L14 131L12 132H6V126L4 125L5 123L8 124V122H4ZM54 120V121H53ZM112 120V121H113ZM149 120V119H147ZM176 120V118H175ZM174 120V121H175ZM247 120V118H246ZM244 120V121H246ZM67 121V122H68ZM102 122L104 124V128L101 127L100 125H95L94 122ZM111 121V122H112ZM171 121V120H170ZM170 121L166 120V122H169V124L171 123H175L174 121ZM178 120H176L177 122ZM193 121V120H192ZM226 121V120H225ZM240 121V120H239ZM242 121V122H244ZM251 121V119L249 120ZM66 121L63 120V123H65ZM165 122V123H166ZM189 122V121H188ZM187 122V123H188ZM199 122V121H198ZM241 122V121H240ZM256 122V121H255ZM113 123V122H112ZM118 122L114 123V124H117ZM195 123V122H194ZM201 123V122H200ZM210 123V122H209ZM211 123V124H212ZM248 123V121H247ZM66 124V123H65ZM168 125V123H166ZM164 124V125H166ZM181 124V123H180ZM220 124V123H219ZM235 124V123H234ZM240 124V123H239ZM246 124V123H245ZM245 124L243 126H245ZM253 124V122H252ZM67 125V124H66ZM124 125V124H123ZM141 125V124H139ZM159 125V124H158ZM214 125V124H213ZM222 125V124H221ZM226 125L227 129L229 127H231V131L235 134H243L242 130L243 129H240L238 126H233L232 124L230 123H227V124H224ZM251 125V124H250ZM249 125V127H250ZM116 126V125H115ZM126 126V125H125ZM130 126V125H129ZM153 126V125H152ZM160 126V125H159ZM176 126V125H175ZM218 126V125H217ZM252 126V125H251ZM262 126V124L260 125ZM123 127V126H122ZM120 127V128H122ZM135 127V126H134ZM221 127L224 128V126L222 125ZM241 127V126H240ZM98 128V129H97ZM113 128V129H112ZM132 128V125L131 127ZM155 127H153L154 129ZM169 128V127H168ZM192 128V127H191ZM242 128V127H241ZM248 127H246L247 129ZM118 129V128H117ZM125 129V131L127 132L126 128H123ZM121 129V130H123ZM129 129V128H128ZM145 129V128H144ZM159 129V128H158ZM174 129V128H173ZM176 129V128H175ZM184 129V128H183ZM214 128H212L213 130ZM218 129H220L218 127ZM217 128L214 129V131L210 130V129H205L203 131H200V132H197L195 131L193 133V131H191L192 133L190 132H181L182 134H179L177 137L178 141L179 140H184L188 145L187 147L189 146V144L193 145L191 147H188L189 150H186V149H178V153L179 154H185L186 155V160L184 163H187V161H189V164H195V163H198V160H200L201 158H205V159H208L209 157V154H217L221 151V147L218 148L219 146H213V144L211 145L210 141H211V137H209V135H214L215 138H220L222 139L221 137V133L219 132ZM225 129V128H224ZM116 130V129H115ZM143 130V129H142ZM148 130V129H147ZM156 130V128L154 129ZM185 130V129H184ZM249 130V129H248ZM257 130V131H256ZM35 131V132H34ZM69 131V130H68ZM120 131V130H119ZM157 131V130H156ZM179 130L176 131V135H177V132ZM181 131V130H180ZM225 131V130H224ZM223 129H222V133L224 132ZM260 130L258 129H255V134L256 132H259ZM37 132V133H36ZM122 132V131H120ZM230 132V131H229ZM156 133V132H155ZM179 133V132H178ZM231 133V132H230ZM249 133V132H248ZM252 133V132H250ZM260 133V132H259ZM69 134V135H68ZM122 134V133H121ZM125 134V133H124ZM123 134V137L125 138H129V137H134L132 135H126L124 136ZM225 134V132H224ZM227 134V133H226ZM254 134V133H253ZM261 134V133H260ZM263 134V133H262ZM120 135V134H119ZM161 135V134H160ZM245 135V134H244ZM251 134H249L250 136ZM20 136V135H18ZM114 136V135H113ZM112 136V137H113ZM180 136H185V137H180ZM218 136H221V137H218ZM240 136V135H239ZM242 136V135H241ZM262 136V135H261ZM117 137V136H116ZM115 138L114 140V143L115 144H118L117 142L119 141L117 138ZM119 137V136H118ZM122 137V136H121ZM161 137V136H160ZM175 137V136H174ZM173 137V138H174ZM228 137V136H227ZM237 137V136H236ZM256 137H257V134H256ZM259 137V140L258 139H255L254 136H253V139L254 140V145L255 143L257 144H261V140H263L264 138L263 137ZM257 137V138H258ZM34 138V139H35ZM38 138V139H39ZM79 138H82L84 140V143H78L79 141H76L78 140ZM124 138V139H125ZM142 138V140H140ZM151 137H138V138H134L135 140H140L138 141L140 145L142 144H156V143H152L151 142ZM172 138V139H173ZM176 138V137H175ZM246 138V137H245ZM248 138H252V137H248ZM33 139V141H34ZM51 139V140H52ZM133 139V138H132ZM131 139V140H132ZM153 139V138H152ZM160 139V138H159ZM171 139V140H172ZM228 139V138H227ZM36 140V139H35ZM158 140V139H157ZM233 139H231L232 141ZM245 140V139H244ZM247 140V139H246ZM249 140V139H248ZM251 140V139H250ZM112 141V140H111ZM110 141V142H111ZM121 141V140H120ZM221 141V140H220ZM234 141H235V138H234ZM122 142V141H121ZM126 142V141H125ZM225 142H228L225 141ZM233 142V141H232ZM243 142V141H242ZM253 142V140H252ZM203 144V145H200V144ZM231 143V142H230ZM237 143V141H236ZM244 143V142H243ZM247 143V142H246ZM68 144V145H69ZM82 144V145H81ZM99 144V143H98ZM101 144V143H100ZM102 144L103 141H102ZM167 144V143H166ZM210 144V146H206ZM232 144V143H231ZM241 144V143H240ZM44 145V144H43ZM95 145V144H94ZM138 145V146H140ZM147 145V146H148ZM180 145V144H179ZM230 145V144H227V146ZM235 145V144H233ZM237 145H239L237 143ZM24 146V147H22ZM116 146V145H115ZM131 146V145H130ZM137 146V145H136ZM154 146V145H153ZM153 146L151 145V147L153 148ZM158 146V145H157ZM175 146V145H174ZM222 146V145H221ZM224 146V145H223ZM222 146V148L224 149V147ZM101 147V146H100ZM117 147V146H116ZM149 147V146H148ZM156 147V145H155ZM166 147V146H165ZM179 147H185L184 145H180ZM234 147V146H233ZM240 147V146H238ZM236 147L235 145V148H238ZM244 147V146H243ZM255 147V146H254ZM51 148L53 149V146L51 145ZM64 148V147H63ZM106 148V147H105ZM118 148V147H117ZM127 148V147H126ZM158 148V147H157ZM175 148V147H174ZM231 148V146H230ZM242 148V147H241ZM262 148V147H261ZM260 148V149H261ZM92 149V148H91ZM96 149V148H95ZM108 149V148H107ZM115 148H113L114 150ZM131 149V148H130ZM147 148H145L146 150ZM150 149V148H149ZM252 150V148H250ZM55 150L58 152L59 150L57 148H55ZM93 150V149H92ZM123 150V149H122ZM164 150H166L164 148ZM240 150V149H239ZM263 150V149H262ZM120 151V150H119ZM141 151V150H140ZM153 151V150H152ZM176 151V150H175ZM186 151L190 152V153H187ZM223 151V150H222ZM231 151V149H230ZM229 151V152H230ZM245 151V150H244ZM250 151V150H249ZM254 151H257V150H254ZM253 151V152H254ZM260 151V150H258ZM264 151V150H263ZM80 156H79V154ZM91 152V151H90ZM99 152V151H98ZM123 152H125V150H123ZM122 152V153H123ZM128 152V151H126ZM145 153H148V150L147 151H144ZM246 152V151H245ZM251 152V151H250ZM94 153H96V151H94ZM101 153V152H99ZM143 153V151L141 152ZM177 153V154H178ZM225 153V152H224ZM78 154V156L76 155ZM126 154V153H125ZM144 154V153H143ZM143 154L140 155V157L137 159L136 158V163L135 164H132V168L133 167H136V166H139L141 168V166H143L144 163H146L148 161V157H144ZM147 154V156H148ZM170 154V152H169ZM178 154V155H179ZM202 154V155H201ZM245 154V153H244ZM244 154H243V157H244ZM249 154V153H248ZM248 154L246 153V157L248 156ZM14 155V154H13ZM37 155V153H36ZM177 155V156H178ZM183 155H182V158H183ZM222 155V154H221ZM241 156V154H238ZM89 156V155H88ZM101 156V154H100ZM130 156V154H129ZM134 156V155H133ZM151 156H153L151 154ZM175 156V155H174ZM228 156V157H227ZM233 156V155H232ZM240 156H239V160H240ZM251 156V155H250ZM36 157V156H35ZM39 157V156H38ZM149 157H150V154H149ZM167 157V156H166ZM165 157V158H166ZM181 157V156H180ZM220 157V156H219ZM40 158V157H39ZM217 158V156H216ZM235 158L237 159L238 157H236L235 155ZM256 158V157H255ZM258 158V156H257ZM101 159V158H100ZM134 159V158H133ZM151 159V158H150ZM153 159V158H152ZM164 159V158H163ZM180 159V158H179ZM214 159V158H213ZM217 165L215 164H212V169H211V173L209 174V177L212 176V174H214L212 177H215L217 172H222V175H224V177H226L227 179H230L232 180V182H235L233 181V174H235V170L236 167H230V163H231V155L229 154H226L225 156L221 157L220 159L217 158ZM235 159V160H236ZM248 159V158H247ZM252 159V157H251ZM37 160V159H36ZM39 160V159H38ZM154 160V159H153ZM156 160V159H155ZM183 161V159H180ZM216 160V159H215ZM42 161V162H43ZM94 161H95V158L94 156H89L87 157L86 159V164L83 165L84 168L82 169H85V167L89 166V165H93L94 164ZM109 161V160H108ZM157 161V160H156ZM176 161V160H174ZM180 161V162H182ZM209 161V160H208ZM251 161V160H250ZM258 161V160H257ZM83 162V161H82ZM111 162V161H109ZM151 162V161H150ZM154 162V161H153ZM165 162V163H164ZM163 162V164H165V167L166 166H170L171 168V165H172V168L174 167L175 169V172H179V169L182 170L184 169V167L182 165H178V162H175L177 163L176 164H171L172 162L168 161V160H165ZM179 162V163H180ZM52 164V161L50 159L49 163L47 164V167L49 168V166H51ZM130 163V162H129ZM206 163V162H205ZM260 163H263L264 164V154H263V158L262 160L260 161ZM183 164V163H181ZM186 164V165H187ZM237 164V163H235ZM234 164V165H235ZM240 164V163H238ZM247 164V162L245 163ZM250 164V163H249ZM46 165V164H45ZM44 165V167H45ZM103 165V164H102ZM112 165V164H111ZM152 165V163H150V166ZM185 165V166H186ZM197 165V164H196ZM248 165V164H247ZM251 165V164H250ZM249 165V166H250ZM68 166V165H67ZM181 166L183 167L181 169ZM190 166V165H189ZM188 166V167H189ZM232 166V165H231ZM246 167V165H244ZM254 166V165H253ZM256 166V165H255ZM130 167V166H129ZM130 167V168H131ZM200 167V165H199ZM240 167V166H239ZM127 169L128 171H125V173L127 174V177L129 176H133L135 174H138L140 172L137 171H133L132 168L131 169ZM146 168V167H145ZM250 168V167H249ZM248 168V169H249ZM253 168V167H252ZM257 168V167H255ZM80 169V170H82ZM148 168H146L147 170ZM154 169V168H153ZM167 169V168H166ZM199 169V168H198ZM247 169V168H246ZM247 169V171H248ZM254 169V168H253ZM258 169V168H257ZM260 169V168H259ZM90 170V169H89ZM112 170V168H111ZM144 169H142L143 171ZM169 170V168L167 169ZM187 170V168H186ZM241 170H242V167H241ZM252 170V169H251ZM250 170V171H251ZM255 170V169H254ZM70 171V170H69ZM141 171V170H140ZM141 171V172H142ZM151 171V170H150ZM149 171V172H150ZM158 171V170H157ZM185 171V170H184ZM193 171V170H192ZM240 171V170H239ZM243 171H245L243 169ZM54 172V171H53ZM116 172V171H115ZM148 172V171H147ZM146 171L143 172L144 176L142 178H139L137 179V177H134L133 178V181L131 182V184L129 183V185H123V183L121 184L122 187H120L122 189L121 192H117V191H120L121 189L119 188V190L116 189V191L114 192H110L111 195H115V196H119L118 199L116 200L115 202V205L111 206L110 205V202H108V200H106L107 202H105V204L102 206L101 209L98 210V212L96 213L97 214V220H99L96 224V226L93 228V232L88 234L87 238H86V244H88L89 248V258H90V262L92 261L91 259V256L93 255V250L94 248L96 247V250L97 248H101L102 245L105 243V240H104V237L101 236V233H102V229H104L103 231L106 232V236L108 237V245H106L107 247H111V251H113V253L117 254L118 256H121V257H125V255L127 256V258L131 259L134 255V264H139V262L137 261V255L135 253H137L138 251H140L141 249H147L150 247V243L152 241L149 233L143 229V232H141L140 234V237H139V240H136V237L137 234L134 230V228L132 227V224L135 223V220H134V217L135 215L137 214L139 217H141L142 219H145V213L147 214H150L151 212V215L152 217L154 216L155 217V220H158L159 217L161 218H166L165 215V211H161L160 208H156L155 206V211L152 212L151 210V207L152 205L150 204L149 201H147V204L149 206L150 209H148V211L146 210V207L143 206V204L139 203L138 200L135 198V196L133 195V193L131 192V187H136L137 189V181H134L135 179L138 180V182H140L141 180H144L143 182H140V184L142 185H145L147 186L149 189L148 190H155L154 189V182L155 180H159L157 179L158 177H156L155 173H152L151 176L152 178H146V176H148L149 174L147 173ZM150 172V173H151ZM183 172V171H182ZM186 172V171H185ZM184 172V173H185ZM195 172V171H194ZM241 172V171H240ZM249 172V171H248ZM98 173V172H97ZM160 173V172H159ZM162 173V172H161ZM166 173V172H165ZM188 173H189V170H188ZM193 173V172H192ZM208 173V171L206 173H204V175H206ZM244 173V172H243ZM247 173V172H246ZM251 173L250 174H246L247 176H242L241 180L244 179V178H248V176H250V179H251V176H252V171L249 172ZM39 174V173H38ZM42 174V173H41ZM39 174L38 175V179H40V181H43L44 177L43 175ZM47 174V172H46ZM117 174V173H116ZM164 174V173H163ZM162 174V175H163ZM175 174V173H173ZM187 174V172H186ZM240 174V173H239ZM107 176V174H105ZM141 175V174H140ZM160 174H158L159 176ZM184 175V174H183ZM188 175V174H187ZM191 175V173H190ZM196 175V174H195ZM261 175V174H260ZM48 176V175H47ZM68 176V175H67ZM64 177L65 178H67ZM131 176V177H132ZM139 176V175H138ZM164 176V175H163ZM166 176V174H165ZM169 176V174L167 175V177ZM179 176V175H178ZM193 178V174L191 175ZM236 176V174H235ZM254 176L256 177V175L254 174ZM110 178L112 177H115V175H111L109 176ZM141 177V176H140ZM160 177V176H159ZM173 177V176H172ZM188 177V176H187ZM191 177V178H192ZM203 176H199V178H202ZM253 177V176H252ZM261 177V176H260ZM263 177V176H262ZM63 178V177H62ZM94 178V177H93ZM109 178V179H110ZM121 178V177H119ZM166 178V177H164ZM179 178V177H178ZM184 178V177H183ZM196 178V177H195ZM257 178V177H256ZM126 179V178H125ZM175 179V177L173 178ZM177 179V177H176ZM186 178L184 179H180V182L183 180L184 182ZM238 179V178H236ZM247 179V181H248ZM255 179V178H254ZM66 180V179H65ZM65 180H62L61 183L57 182L56 181V184H55V187H54V190L55 188L58 186V188L61 187L62 183H64ZM120 180V179H119ZM129 180V178H128ZM127 180V181H128ZM253 180V179H252ZM258 180V179H257ZM45 181V180H44ZM59 181V180H58ZM182 181V182H183ZM193 181V180H192ZM240 181V180H238ZM261 181V180H259ZM52 182V181H51ZM76 182V181H75ZM111 182V181H110ZM113 182V181H112ZM116 182V180H115ZM130 182V181H129ZM188 182V180H187ZM194 183L196 181H193ZM200 182V180L198 181ZM243 182V181H242ZM241 182V183H242ZM121 183V182H120ZM134 183V184H132ZM156 183V182H155ZM175 183V182H174ZM189 183V182H188ZM187 183V184H188ZM258 183V182H257ZM261 183V182H260ZM263 183V182H262ZM261 183V184H262ZM90 184V183H89ZM106 184H109V183H106ZM117 184V182H116ZM125 184V183H124ZM139 184V183H138ZM158 184V183H156ZM198 184V183H197ZM236 184V183H235ZM252 184V182H251ZM88 185V184H87ZM176 185V183H175ZM184 185V184H183ZM245 185V184H244ZM254 185V184H253ZM246 186V185H245ZM257 186V184H256ZM260 186V185H259ZM258 186V187H259ZM263 186V185H262ZM96 187V186H95ZM118 187V186H117ZM125 187V188H124ZM179 187V185H178ZM248 187V186H247ZM256 187V188H258ZM39 188V187H38ZM94 188V187H93ZM190 186L186 185V186H182L178 192H177V195H175L173 198H172V201L171 203H173L172 205L174 206L173 208L171 209H175V211L177 210V208L179 209V206H180V199H183L182 196H181V193L183 191H186L187 193H189L190 195V192L191 193H195V194H199V193H196L198 192L197 191H194V189H189ZM262 188V187H261ZM50 189V188H49ZM48 189V190H49ZM62 189V188H61ZM91 189V187H90ZM95 189V188H94ZM97 189V187H96ZM107 189V188H106ZM112 189V188H111ZM255 189V188H254ZM253 189V190H254ZM264 189V188H263ZM53 190V189H52ZM53 190V192H54ZM83 190V189H82ZM57 191V190H56ZM59 191V190H58ZM111 191V190H110ZM144 191V190H142ZM34 192H35V189H34ZM75 192V191H74ZM90 192V191H89ZM92 192V191H91ZM88 193V189H87V192L84 193L82 192L81 195L83 194V197L85 198V200L89 201L91 200V195L92 193ZM145 192V191H144ZM255 192V191H254ZM44 193V192H43ZM49 193V192H48ZM105 193V192H104ZM152 193V191H151ZM149 192V194H151ZM154 193V192H153ZM33 194V193H32ZM55 194V193H54ZM78 194V193H77ZM106 194V193H105ZM141 193L138 192V197H140ZM256 194V193H255ZM259 194V193H258ZM262 196L263 193H261ZM35 195V194H33ZM38 195V194H37ZM57 195V194H55ZM76 195V194H74ZM143 195V194H142ZM188 195V194H187ZM192 195V194H191ZM257 195V194H256ZM18 196V194H17ZM102 196V195H101ZM148 196V193L147 195ZM151 196V195H150ZM261 196V195H259ZM259 196H256L259 197ZM261 196V197H262ZM34 197V196H33ZM74 197V196H72ZM184 197V195H183ZM193 197V195L191 196V198ZM196 197V196H195ZM252 197V196H251ZM105 198V197H104ZM160 198V197H159ZM82 199V198H81ZM106 199H108L106 197ZM260 199V198H259ZM18 200H23L22 197H19ZM44 200V199H43ZM84 200V201H85ZM93 200V198H92ZM105 200V199H104ZM143 200L145 201L146 203V199H144L143 197ZM192 200V199H191ZM254 200V198H253ZM261 200V199H260ZM258 200V201H260ZM50 201V200H49ZM247 201V200H246ZM251 201V200H250ZM256 200H254L255 202ZM48 202V201H47ZM46 202V203H47ZM55 202V201H53ZM182 202V201H181ZM249 202V201H247ZM253 202V203H254ZM264 202V201H263ZM263 202H259V203H262ZM107 203V204H106ZM244 203V202H243ZM252 203V204H253ZM258 203V204H259ZM44 204V203H43ZM43 204L41 205H38L39 209L43 208ZM80 204V203H79ZM84 204V203H83ZM90 204V203H89ZM130 204H132L130 206ZM156 204V203H154ZM183 203H181L182 205ZM212 204V201H211V195L208 194L207 197L205 198V207L206 209L209 207V205ZM242 204V203H240ZM248 204V203H247ZM246 203L243 204V205H247ZM256 204V202H255ZM61 205V204H60ZM59 205V206H60ZM101 205V203H100ZM99 205V206H100ZM162 205V204H161ZM171 205V204H169ZM58 206V207H59ZM77 206L78 203H77ZM163 206V205H162ZM186 205H183L181 207H184ZM249 206V207H248ZM247 206V208L251 210V207H250V204ZM134 208L133 210L131 208ZM180 207V208H181ZM243 207V206H241ZM6 208V207H5ZM4 208V209H5ZM56 208V207H55ZM71 208V207H70ZM108 208V209H107ZM163 208H165L163 206ZM240 208V207H239ZM238 205L237 204H230V205H227L224 209V212L222 215H220L218 217V220L220 221L219 223L222 224L223 221H224V218L228 217L229 215H232L234 213V211L236 209H238ZM261 208V207H260ZM183 209V208H182ZM247 209V210H248ZM254 209V208H253ZM26 210V209H25ZM31 210V209H30ZM75 210V209H74ZM244 210V209H243ZM246 210V209H245ZM244 210V211H245ZM257 210V209H256ZM28 211V209H27ZM112 212L113 213V216L111 218V221L113 222V227L114 229L112 228L111 225L108 224V212ZM132 211V212H131ZM240 211V210H239ZM4 212L5 211H1L0 212V215L4 218ZM39 212V211H37ZM36 212V213H37ZM53 212V211H52ZM73 212V211H72ZM80 212V211H79ZM134 212V213H133ZM143 215H139L140 213H143ZM237 212V210H236ZM257 212V211H256ZM58 213V212H56ZM170 212L167 213V215L169 214ZM243 213V212H242ZM26 214V213H25ZM53 214V213H52ZM69 214V213H68ZM80 214V213H79ZM87 214V213H86ZM238 214V213H237ZM241 213H239L240 215ZM246 214V213H245ZM251 214V213H250ZM258 214V213H256ZM82 216V214H80ZM236 215V213H235ZM243 215V214H242ZM254 215V214H253ZM0 216V217H1ZM126 216V217H125ZM164 216V217H163ZM234 216V215H233ZM252 216V215H251ZM251 216L249 218V220L251 219ZM255 216V215H254ZM257 216V215H256ZM259 216V215H258ZM1 217V218H2ZM7 217V216H6ZM54 217V216H52ZM83 217V216H82ZM127 217H130L131 219H128ZM240 217V216H239ZM57 218V217H56ZM73 218H76L73 217ZM89 218V217H88ZM171 218V226H174V228H176L175 225L176 222L183 218L181 216H170ZM242 218V217H241ZM260 218V216H259ZM13 218H10L11 221ZM16 219V218H15ZM14 219V220H15ZM58 219V218H57ZM56 219V220H57ZM60 219V218H59ZM58 219V220H59ZM82 219V218H81ZM85 219H86V216H85ZM245 219V218H244ZM253 219V217H252ZM258 219V218H257ZM1 220V219H0ZM4 220V219H3ZM7 220V219H6ZM162 220V219H160ZM234 220V219H233ZM255 220V219H254ZM5 221V220H4ZM11 221H9L10 223V226H13ZM16 221V220H15ZM55 221V220H54ZM52 222V223H55V222ZM60 221V220H59ZM146 221V220H145ZM198 225L195 224V226L198 227V229H200V231L202 229H205V231H215L216 230V227L215 226H210V223L205 224L204 222H200V219L198 220ZM235 221V220H234ZM261 221V220H260ZM51 222V221H50ZM58 222V221H57ZM69 222V221H68ZM75 222V221H74ZM227 222V221H226ZM237 222V221H236ZM263 222V221H262ZM28 223V222H27ZM15 224V223H14ZM238 224V223H237ZM241 224V223H240ZM247 224V223H246ZM254 224V223H253ZM252 224V225H253ZM257 224V223H256ZM255 224V225H256ZM4 225V224H3ZM8 225V224H7ZM18 226V224H16ZM6 226V225H5ZM66 226V225H65ZM64 226V227H65ZM104 226H107L104 227ZM137 226V225H136ZM244 226V225H243ZM258 226V227H257ZM255 226L256 228H260V229H263L264 230V226L262 225H257ZM8 227V226H7ZM27 227V226H26ZM63 227V228H64ZM9 228V227H8ZM12 228V227H11ZM17 228V227H16ZM14 229V228H13ZM245 229V228H244ZM1 230V229H0ZM247 230V229H245ZM244 230V231H245ZM3 231V229H2ZM1 231V233H2ZM9 231V230H8ZM16 231V229H15ZM15 231L13 232V230L11 229V232H13V234L15 235ZM109 231V232H108ZM243 231V230H242ZM261 231V230H259ZM117 232V233H115ZM247 232V231H246ZM246 232L244 234H246ZM4 233V232H3ZM8 233V232H7ZM238 232H236L235 234H237ZM260 233H263V232H260ZM12 234V235H13ZM241 234V232H240ZM244 234H241V235H244ZM4 235V234H3ZM123 236L125 238V241L128 240L127 243H130L131 245H124L122 243H119V245L117 246V248H115L114 246V237H117V239H120L119 236ZM198 235V234H197ZM233 235V234H232ZM264 235V234H263ZM6 236V235H5ZM11 236V235H10ZM97 236V237H96ZM145 236L147 237V239L150 241V243H147L146 242V239H145ZM221 235H217L216 233H213L212 234V239H213V243L214 242H217L218 240L217 239H220ZM12 237V236H11ZM70 237V235H69ZM218 237V238H217ZM3 238V237H2ZM68 238V237H67ZM66 238V239H67ZM217 238V239H216ZM216 239V240H215ZM245 239V238H244ZM14 240V239H13ZM233 240V239H231ZM2 241V240H0ZM49 241V240H48ZM72 241V240H71ZM233 242V241H232ZM147 243V246H142L143 244ZM234 243V242H233ZM2 244V242H1ZM0 244V245H1ZM35 244V243H34ZM25 245V244H24ZM29 245V244H28ZM228 245H230V243H228ZM2 246V245H1ZM37 246V245H36ZM63 246V245H62ZM104 247L105 249L107 247ZM3 247V246H2ZM64 247V246H63ZM65 248V247H64ZM102 249V250H105V249ZM2 249V248H1ZM38 249V248H37ZM110 249V248H109ZM95 250V251H96ZM108 252H110V250H106ZM105 252V251H104ZM103 252V253H104ZM107 252V254H109ZM112 253V252H111ZM237 253V251H236ZM95 256V255H94ZM9 258V257H8ZM87 258V257H86ZM88 258V259H89ZM87 259V261H88ZM201 259V258H199ZM184 260V259H183ZM195 261V260H194ZM7 262H8V259H7ZM6 262V263H7ZM2 263V262H1ZM3 264V263H2Z\"/></svg>",
	"mask_w": 264,
	"mask_h": 264
},
{
	"label": "water",
	"instance_id": "obj_3",
	"mask_svg": "<svg viewBox=\"0 0 264 264\" xmlns=\"http://www.w3.org/2000/svg\"><path fill=\"white\" fill-rule=\"evenodd\" d=\"M7 88L10 90L15 89V84L10 83V84H8Z\"/></svg>",
	"mask_w": 264,
	"mask_h": 264
}]
</instances>
